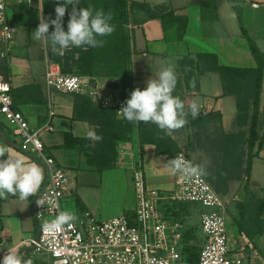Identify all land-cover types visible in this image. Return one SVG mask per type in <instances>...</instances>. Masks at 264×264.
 <instances>
[{"label": "crops", "instance_id": "1", "mask_svg": "<svg viewBox=\"0 0 264 264\" xmlns=\"http://www.w3.org/2000/svg\"><path fill=\"white\" fill-rule=\"evenodd\" d=\"M237 1L242 9V22L239 21L232 0H129L130 16L126 28L131 37L132 56L128 69L134 79L133 88L125 87L120 78L114 77L106 70L107 72L100 71L93 76H81L87 85L78 94L48 92L44 80L46 54L52 60L60 62L63 68H65V60L59 55L56 58L46 42L34 41L31 38L41 18L36 20L32 18L33 15L24 14L23 10H20L21 7L16 4L9 8L8 19L16 28V39L10 46H0V49L9 47L7 56L0 57V75L11 84L14 105L25 114L32 128H38L47 122L49 100L50 98L53 100L56 114L53 120L55 132L44 135L42 140L47 152L66 170L75 184L73 197L64 200L65 210L74 213L88 212L104 220L121 215L134 216L137 198L133 186V170L128 166L133 160L144 168L147 186L150 189L171 191L175 188L177 176L167 163L173 156L157 154L156 146L151 144L145 145L142 152L136 123H134L132 139L120 143L119 164L117 163L112 169L99 171L96 165L88 161L84 151L64 148L66 134L85 138V133L90 128H94L98 133L96 125L75 117L78 96L91 98V91L113 90L121 92L126 101L131 91L137 87L143 90L146 82L152 77L155 78L158 71L168 64H173L177 71L178 83L175 92L184 96L186 106L193 102L200 106V116L205 119L204 131L208 132L209 137L207 142L212 140L213 145L207 148L199 147L197 139L194 140V133L198 130L187 124L173 130L174 140L182 150H187L194 163L206 165L205 169L209 172L205 177L210 182L216 186L224 184L226 193L223 195L249 191L254 196L264 197V127L262 125L264 79L259 97L260 139L253 150L250 181L244 179V175L241 178L228 176L218 178L217 171L223 167V164L216 162L212 164L211 158H206V154L212 152L225 156V152L228 151V147L224 144L220 146L223 148L222 151L214 147V143L219 142L216 130L224 138H234L246 132L247 145L244 149L247 159L249 156L248 140L254 112L255 91L253 95L248 96L250 104L248 117L240 120L239 97L226 93L220 73L213 69L216 66L214 58L199 57L205 54L216 56L217 65L221 67L242 69L257 67L242 27L264 54V0ZM212 2L216 8H212ZM204 4H206L205 8ZM163 6L174 11L178 17L188 18L183 40H178L180 23L164 31L162 21L151 15L152 13L157 15L158 8ZM15 9H17L16 16H12L11 13ZM208 10H211L207 14L209 18L204 19V11ZM215 15L217 18L213 19ZM67 56L69 54L62 57ZM103 66L104 63H97L94 67L100 69ZM76 69L72 66L73 72ZM193 80L196 82L195 87L191 85ZM241 81L246 87V92L247 87H252L254 90L255 79ZM202 139L207 143L206 138ZM261 140L262 147L259 144ZM96 143L97 141H92L93 146ZM0 145L7 146L14 154H23L29 161H35L20 150L14 138L3 131H0ZM192 145L195 149L188 150ZM229 147L231 150L232 146ZM42 187L43 185L41 190ZM40 193L41 191L23 201L18 196L0 199V258L6 254L8 247L15 245L25 259L33 260V264L50 262L49 258L35 255L23 245L29 237L38 232L34 210ZM259 238L260 236L256 239Z\"/></svg>", "mask_w": 264, "mask_h": 264}, {"label": "built area", "instance_id": "2", "mask_svg": "<svg viewBox=\"0 0 264 264\" xmlns=\"http://www.w3.org/2000/svg\"><path fill=\"white\" fill-rule=\"evenodd\" d=\"M54 1L60 0H0V46H10L16 39V28L8 19L12 5L43 13L45 5ZM8 48L0 49L1 58L7 56ZM84 50L87 49L73 47L63 56L72 52L78 58L79 52ZM45 61L44 80L49 93L78 94L84 90L87 83L81 76L64 73L62 65L48 54ZM90 95L97 106L114 109L117 118L124 119L119 112L125 102L121 92L97 89ZM53 104L50 98L47 122L32 128L25 114L14 105L11 84L0 75V129H8L7 133L16 140L20 150L37 161L46 174L38 199L44 198L49 204L36 203L34 218L38 232L23 244L33 254L49 258L51 263L48 264H189L185 253L187 227L179 206L196 203L209 210L201 215L206 241L198 264H264V244L260 245L257 239L244 245L232 241L227 220L229 195L218 193L205 176L186 180L176 173L177 184L173 190L150 189L144 168L134 160L128 164L133 170L137 198L134 216L104 220L88 212H76L75 221L55 234L41 231V225L64 210L63 201L75 193L73 180L47 152L42 140L44 135L55 132ZM179 155L192 161L185 150L172 158Z\"/></svg>", "mask_w": 264, "mask_h": 264}, {"label": "trees", "instance_id": "3", "mask_svg": "<svg viewBox=\"0 0 264 264\" xmlns=\"http://www.w3.org/2000/svg\"><path fill=\"white\" fill-rule=\"evenodd\" d=\"M60 1L48 2L44 7V17L46 20L55 18V6ZM212 8H216L214 2H212ZM232 3L238 14L239 21L242 22V9L237 0H232ZM89 4L95 8H103L106 12H111L113 15L112 23L115 24V31L107 37H104L105 44L103 47L99 48H87L85 51L79 52V58L76 59L75 55L69 54V57L63 68L64 73H75L80 76H93L95 73L109 72L112 73L114 77L121 79L125 87L133 88L134 79L132 73L128 69L131 63V37L126 29V25L129 23L130 16V4L129 0H82L81 7H87ZM138 5V4H132ZM29 10H32L26 6H23ZM206 4H204V8ZM159 13L157 15L151 14L152 16L158 17L163 24L164 31H168L180 23L178 40H183L185 32L188 26L187 17H178L175 15L174 11L169 10L167 7H159ZM34 11V10H32ZM71 12V6H69L65 18L64 24L67 26V21L70 18L68 13ZM211 10L204 11L203 18H209ZM215 15L213 19H216ZM54 28L50 26L49 31H53ZM245 37L248 39L251 51L256 59L257 67L242 69V68H227L217 65L216 56L212 55H199L200 58L203 57H213L216 66L213 68L218 71L222 77L225 85L226 93L237 95L239 97L238 108L240 112V120L247 118L249 115L250 104L248 101L247 94L243 97L242 95L246 91V87L242 83V79H255V97H254V112L252 116L251 128H250V138L248 140L249 146V156L247 160L246 177L247 181H250L251 169H252V159L253 150L256 146L259 137V97L262 89V83L264 79V54L260 51L256 43L251 39L248 32L244 27H242ZM58 62V61H56ZM60 63V62H59ZM97 63H104V66L100 69L94 67ZM61 64V63H60ZM109 65L106 67V65ZM72 66L77 69L75 72L72 70ZM107 70V71H106ZM174 95H178L182 100L185 101L184 96L175 92ZM75 117L77 119L88 120L90 123L98 127V134L103 138L97 141L95 146L92 145V141L86 138H76L72 134H66L65 138V149H79L84 151L88 157V161L97 166L99 171H104L107 169L114 168L118 163L119 156V145L122 142H127L132 139L134 132V123L128 122L125 119H118L116 116V111L111 108H102L97 106L92 98L84 95L78 96L76 107H75ZM187 125L197 129V133L204 130L205 119L200 115L193 119L191 116L187 117ZM184 127V126H183ZM139 130V144L140 150L143 152L144 146L147 144L155 145L156 152L159 155L174 156L175 154L182 151L179 144L174 140V138L166 135L158 127L151 123L140 122L138 124ZM199 138L198 135V140ZM260 147L263 146V141H260ZM213 145V144H212ZM193 148L194 146H190ZM217 150L222 147L214 146ZM190 148V149H191ZM228 173L227 169L219 168L217 172L218 178L226 177ZM241 177V175H240ZM238 177V178H240ZM232 178V177H230ZM237 178V177H235ZM212 183V182H211ZM216 191L220 194H225V186H216L212 183ZM238 228L240 231L245 232L241 221H238ZM201 250H196L194 247H186L185 253L187 255V260L189 264H198L199 255Z\"/></svg>", "mask_w": 264, "mask_h": 264}, {"label": "clouds", "instance_id": "4", "mask_svg": "<svg viewBox=\"0 0 264 264\" xmlns=\"http://www.w3.org/2000/svg\"><path fill=\"white\" fill-rule=\"evenodd\" d=\"M82 0H60L55 6V18H41L32 39L46 42L53 55L63 56L70 48H99L105 44L104 37L110 36L115 31L112 23V13L103 8H95L91 4L81 7ZM69 19L65 27L66 12ZM50 26L54 28L49 31ZM178 83V75L173 64L162 67L155 78L146 82V87L141 90L137 87L130 92L119 111L125 120L131 123L140 122L154 124L171 136L173 130L180 129L188 123L187 117L195 119L200 115V106L193 102L186 106L180 96L174 95ZM195 80L191 81L195 87ZM85 138L90 141H100L102 136L94 128L85 133ZM6 157V158H5ZM168 166L183 179L195 176H205L207 171L201 164L185 160L182 155L170 159ZM45 170L35 161H29L23 154H14L7 146L0 145V199L14 196L20 200L41 191L45 182ZM36 203L40 206L49 204L44 198H39ZM76 216L70 210H61L54 219L41 225V231L55 234L65 225L74 222ZM0 264H33L31 258L25 259L15 245L7 248L6 254L0 258Z\"/></svg>", "mask_w": 264, "mask_h": 264}, {"label": "rangeland", "instance_id": "5", "mask_svg": "<svg viewBox=\"0 0 264 264\" xmlns=\"http://www.w3.org/2000/svg\"><path fill=\"white\" fill-rule=\"evenodd\" d=\"M18 7H21L20 10H23L24 14L29 16L33 15L32 18H35L36 20L38 18L45 19V17H43L44 13L35 10L32 11L23 6H18ZM16 10L17 9L13 10V12L11 13L12 16H16ZM70 54H72V52ZM55 56L56 58L59 57L58 55ZM60 58L64 59L66 62V60L69 57L60 56ZM246 93H247V97L253 95L254 94L253 88L247 87ZM262 125L264 127V121L262 122ZM0 131H3L7 135H10L9 133H7L9 131L6 128L3 130L1 128ZM216 132L218 133L216 134L218 135L219 142L217 143L215 142L214 145L217 146V148H219V146H222L224 144L228 147V151L225 152V156L219 153L213 154L212 152L211 154H206V158L207 157L211 158L212 164L214 162L223 164V168L228 170V173L226 175L228 177L238 178L240 177V175L241 177L244 175L245 176L244 179L247 178L245 170L247 168L248 159H247L246 151L244 149V147L247 145L246 132L245 133L242 132L241 134H239L234 138H228V137L224 138L220 136L217 130ZM207 133L208 132L206 130L205 131L202 130L199 133L197 132L194 133V140L197 139L196 141L199 147L207 148L208 146L213 144L212 140H209V142H207L209 138ZM198 135L199 138H201L199 140H198ZM202 138H206V142L208 144L202 141L203 140ZM229 146H232L231 150L229 149L230 148ZM193 149H195V147L188 150L193 151ZM185 151L188 154L187 150ZM220 158L222 159L221 161L219 160ZM203 166L205 167L206 165ZM206 171L207 173L209 172L208 169H206ZM229 196L231 198V203L229 205L227 212V220H228L229 232L231 234L232 241L236 244L238 242H242L244 245L246 242L255 240L259 236H262L264 234V197L254 196L249 191H247L246 193H241L240 191H237ZM179 207L181 211V216L187 225V234H186L187 247H194L196 250H201V247L205 244L206 239L202 233L200 216L202 213H205L209 210L204 206L196 203H189V204L181 205ZM63 208L65 210L64 201H63ZM238 221H241L245 229L244 230L245 232L239 230L237 224ZM258 242L260 243V245L264 244V235L258 239Z\"/></svg>", "mask_w": 264, "mask_h": 264}]
</instances>
